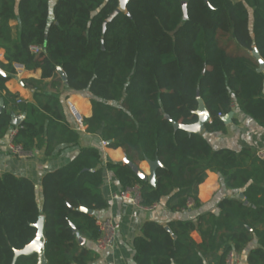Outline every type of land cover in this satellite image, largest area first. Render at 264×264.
Here are the masks:
<instances>
[{
  "label": "trees",
  "instance_id": "16d2710c",
  "mask_svg": "<svg viewBox=\"0 0 264 264\" xmlns=\"http://www.w3.org/2000/svg\"><path fill=\"white\" fill-rule=\"evenodd\" d=\"M129 0L112 20L119 0H0V137L12 115H25L14 142L26 152L44 149L51 157L79 144L60 94L66 89L91 95L87 131L101 132L109 147L123 148L136 165L159 160L156 184L127 164L107 162L96 148H81L66 166L42 180L43 208L35 183L7 173L0 177V264H11L15 250L37 234L45 217L48 264H88L98 252L79 237L96 241L97 218L81 210H103L104 171L124 188L139 186L140 205L151 208L167 198L172 212L199 208V186L208 171L219 173L228 189L244 198H224L219 212L166 225L148 221L134 240L136 264H227L257 241L248 264H264V161L244 148L214 149L202 133H188L174 122L198 120L200 94L212 123L206 131L225 132L223 116L233 104L264 128V73L252 55L255 42L264 58V0ZM18 21L14 27L11 22ZM33 46H40L35 53ZM42 70L46 89H33L31 102L6 88L17 73ZM67 76V84L58 68ZM221 114V116H220ZM75 227V229H74ZM198 231V243L192 232ZM36 254L16 264H37Z\"/></svg>",
  "mask_w": 264,
  "mask_h": 264
},
{
  "label": "crops",
  "instance_id": "0c3cea01",
  "mask_svg": "<svg viewBox=\"0 0 264 264\" xmlns=\"http://www.w3.org/2000/svg\"><path fill=\"white\" fill-rule=\"evenodd\" d=\"M55 1L52 0V3H55ZM11 24L16 27L18 21L15 19ZM2 61H5L4 50L0 51V62ZM50 80L42 81L41 69L33 71L24 69L21 74L16 73L6 83V88L13 94H18L23 102H31L33 100V89H46ZM60 100L71 127L80 134L78 145L65 146L51 157L45 156L44 149L37 148L29 152L27 157L19 158L9 150V136L11 131L21 124L15 126L12 123L6 135L0 137V177L10 173L17 177L31 179L36 185L40 208H43L44 204L43 177L47 173L60 169L70 163L79 154L81 148L99 149L102 152L103 165H106L110 161L125 164L124 158L126 153L123 148L104 146L101 132H88L85 122L84 130L79 128L70 106L73 105L78 109L83 116V121L85 118L91 117L93 107L91 95L88 92H79L66 88L60 94ZM14 114L16 116L24 115L20 112ZM232 114L230 121L225 122L227 124V130L225 132L210 133L206 130L202 132L212 147L216 150L231 149L236 152H240L244 148H250L255 153L258 149L263 148L264 128L254 118L245 114L236 103L233 104ZM225 116H223V119ZM138 166L149 175L150 165L146 160L140 162ZM125 189L117 177L105 169L102 190L107 201V207L92 213L97 218V224L102 219L113 218L120 223L121 228L117 235L116 247L113 250L100 251L96 248V241H88L83 236L79 237V242L81 237L86 240L85 245H82L80 242L82 246L91 248L99 254L96 260L88 264H136L134 240L142 234V228L146 222L157 221L168 226V223L174 220L194 219L198 215L210 211L218 213V203L222 199H242L241 193H243V190L226 188L224 178L219 173L208 171L206 180L199 186V197L202 201L201 206L182 212H172L167 206V198L162 199L157 205L151 208H144L140 204L128 203L115 197V194H119L125 191ZM192 237L198 243L202 241L198 231L192 232ZM256 245L257 241L255 240L244 252L238 254L239 261L236 264H248L247 257L249 251Z\"/></svg>",
  "mask_w": 264,
  "mask_h": 264
},
{
  "label": "water",
  "instance_id": "95a60500",
  "mask_svg": "<svg viewBox=\"0 0 264 264\" xmlns=\"http://www.w3.org/2000/svg\"><path fill=\"white\" fill-rule=\"evenodd\" d=\"M129 0H119V6L118 8L111 14L109 17V20H112L117 14L120 12H126L127 11V5ZM187 4L188 0L182 1V7L184 11V15L187 17L188 11H187ZM252 55L256 59V61L259 64L258 71L264 73V58L260 54V51L258 50L257 46L253 45L252 49ZM59 72L61 73L63 79L65 80V83L67 84V76L66 73L62 68H58ZM199 97V107L196 110V114L198 116V120L193 124H181L174 122L176 128H181L187 131L188 133H202L206 129V124L209 123L211 120V115L209 111L207 110L204 101L202 100L200 94H198ZM4 105L3 99L0 101V111ZM232 112L229 114H226L224 117L225 122H229L232 117ZM25 115L23 116H16L13 114L12 116V123L15 126L20 125L24 120ZM148 164L150 165V173L147 175L138 165L134 164L126 155L124 158V163L129 165L139 176L145 181H149L151 184H156V171L157 168L160 167L162 164L159 160H146ZM241 197L244 198V194L241 193ZM82 211L87 213H92V210L81 208ZM44 225H45V217L41 216L38 222L35 224L37 228V234L36 237L32 242L27 244L23 249L15 250V256L13 258V261L11 264H16L18 258L23 255H32L36 254L38 256V262L37 264H48V259L45 254V245H46V237L44 233ZM166 228L171 231V228L169 226H166ZM75 229V227H74ZM80 242L82 245H85L86 240L84 238H80Z\"/></svg>",
  "mask_w": 264,
  "mask_h": 264
},
{
  "label": "built area",
  "instance_id": "2783aa9c",
  "mask_svg": "<svg viewBox=\"0 0 264 264\" xmlns=\"http://www.w3.org/2000/svg\"><path fill=\"white\" fill-rule=\"evenodd\" d=\"M40 46H33L32 50L35 53H38L41 51ZM15 68L17 70V74H21L24 71V66L21 64H15ZM22 99L19 100L21 102ZM73 115L76 118V121L79 125L80 129L84 130V121H83V116L80 114L78 109L71 105L70 106ZM221 116V114H220ZM209 123H212V119L209 121ZM19 130V127L14 128L9 136V150L10 152L19 157H27L29 152H26L21 145H18L14 142V138L17 135ZM104 146H107V142L103 141ZM256 156L264 161V147L260 148L256 151ZM116 198H120L125 202L128 203H135V204H140V199H141V193H140V188L139 186H135L133 188H127L125 191L115 194ZM101 234L99 238L96 240V248L100 251H108V250H113L116 247L117 243V235L118 232L121 228V225L119 222L114 220L113 218H106L102 219L98 222ZM239 261V255L237 252L232 251L227 260V264H236Z\"/></svg>",
  "mask_w": 264,
  "mask_h": 264
}]
</instances>
